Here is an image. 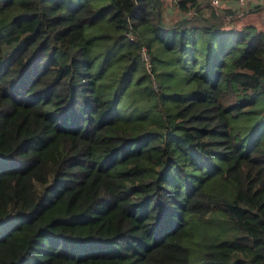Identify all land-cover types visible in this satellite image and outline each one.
<instances>
[{
  "label": "trees",
  "instance_id": "obj_1",
  "mask_svg": "<svg viewBox=\"0 0 264 264\" xmlns=\"http://www.w3.org/2000/svg\"><path fill=\"white\" fill-rule=\"evenodd\" d=\"M249 4L0 0V264H264Z\"/></svg>",
  "mask_w": 264,
  "mask_h": 264
},
{
  "label": "built area",
  "instance_id": "obj_2",
  "mask_svg": "<svg viewBox=\"0 0 264 264\" xmlns=\"http://www.w3.org/2000/svg\"><path fill=\"white\" fill-rule=\"evenodd\" d=\"M207 2L209 3V5L213 7L225 5V3H232L234 6H238V7L243 6L246 3H252V2H257L264 5V0H207ZM139 57L142 63L144 64L147 72L150 73L152 70L151 58L145 46H141L139 48Z\"/></svg>",
  "mask_w": 264,
  "mask_h": 264
},
{
  "label": "rangeland",
  "instance_id": "obj_3",
  "mask_svg": "<svg viewBox=\"0 0 264 264\" xmlns=\"http://www.w3.org/2000/svg\"><path fill=\"white\" fill-rule=\"evenodd\" d=\"M247 8L246 7H241L240 12H245ZM248 12V10H246ZM240 17L234 19L232 22V26L235 27H240L245 24H253L255 25L258 29L264 30V14L262 12H255V13H243L239 14Z\"/></svg>",
  "mask_w": 264,
  "mask_h": 264
},
{
  "label": "crops",
  "instance_id": "obj_4",
  "mask_svg": "<svg viewBox=\"0 0 264 264\" xmlns=\"http://www.w3.org/2000/svg\"><path fill=\"white\" fill-rule=\"evenodd\" d=\"M207 1V0H206ZM260 3H257V2H252V3H250L249 4V6L251 7V6H257V5H259ZM225 5L226 6H229L230 5V7H232L233 6V4L232 3H225ZM258 12H262V14H264V9H262V10H260V11H258ZM173 15V14H176V11L171 7V8H169L167 11H165V16H170V15ZM168 18V17H167ZM261 30H263V28L261 29Z\"/></svg>",
  "mask_w": 264,
  "mask_h": 264
}]
</instances>
